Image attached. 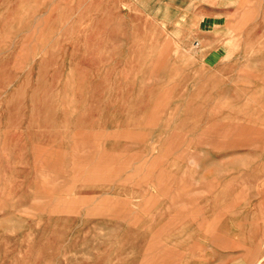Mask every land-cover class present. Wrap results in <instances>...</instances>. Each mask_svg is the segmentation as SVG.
Masks as SVG:
<instances>
[{"label":"rangeland","instance_id":"374dc122","mask_svg":"<svg viewBox=\"0 0 264 264\" xmlns=\"http://www.w3.org/2000/svg\"><path fill=\"white\" fill-rule=\"evenodd\" d=\"M231 1L0 0V264L191 263L200 216L261 218L264 0Z\"/></svg>","mask_w":264,"mask_h":264},{"label":"crops","instance_id":"0c3cea01","mask_svg":"<svg viewBox=\"0 0 264 264\" xmlns=\"http://www.w3.org/2000/svg\"><path fill=\"white\" fill-rule=\"evenodd\" d=\"M147 1L136 0L140 6H145ZM155 1L159 3L163 0ZM236 4L235 0H232L229 7L231 9L223 10L220 14H239L241 11L238 6H233ZM202 13L205 14L206 11ZM259 202L260 200L254 199H232L229 203L221 202L222 210L214 216L215 219L200 216L192 229V232L198 235L199 251L195 247L197 251L193 250V253L195 255L201 253L204 259L196 261L192 259L191 263L183 264H264V197L261 200L263 207L261 218L256 214L258 213L256 210L250 217L239 210L240 206L248 207ZM183 219H187L186 216L181 222H185ZM212 254L213 261H209L208 258Z\"/></svg>","mask_w":264,"mask_h":264},{"label":"bare ground","instance_id":"6f19581e","mask_svg":"<svg viewBox=\"0 0 264 264\" xmlns=\"http://www.w3.org/2000/svg\"><path fill=\"white\" fill-rule=\"evenodd\" d=\"M246 15V14H245ZM250 17V16H249ZM243 19V18H242ZM172 52V51H171ZM249 60V59H248ZM243 66V65H242ZM244 69V68H243ZM193 88V87H192ZM241 89V88H240ZM243 96V95H242ZM229 107V106H228ZM48 108H50V107H48ZM224 110V109H223ZM67 113V112H66ZM72 114V113H71ZM39 152V151H38ZM79 175V174H78ZM113 188V187H112ZM111 188V189H112ZM227 209V208H226ZM148 210H150V209H148ZM145 211V210H144Z\"/></svg>","mask_w":264,"mask_h":264}]
</instances>
